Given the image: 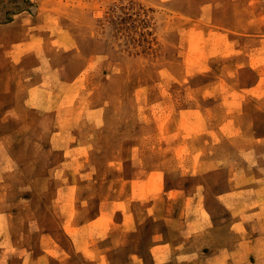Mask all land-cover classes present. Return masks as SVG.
<instances>
[{"label": "rangeland", "instance_id": "obj_1", "mask_svg": "<svg viewBox=\"0 0 264 264\" xmlns=\"http://www.w3.org/2000/svg\"><path fill=\"white\" fill-rule=\"evenodd\" d=\"M262 136L264 0H0V264H208Z\"/></svg>", "mask_w": 264, "mask_h": 264}, {"label": "crops", "instance_id": "obj_2", "mask_svg": "<svg viewBox=\"0 0 264 264\" xmlns=\"http://www.w3.org/2000/svg\"><path fill=\"white\" fill-rule=\"evenodd\" d=\"M258 139L264 142V136L258 137ZM255 159V174L258 172V175L255 178L253 177L255 186H251V176L244 172L246 167L242 166L239 171L234 174H231V169H229L228 183L230 186L227 191L216 195L218 203L228 212V220L230 221L226 226V235H230L228 232H232L234 235L238 236V239H236L233 245L223 243L224 245L215 248V251L212 252L213 254L211 253L212 255L209 258H205L208 264H244L243 262L248 257V250L250 248L255 251L259 250L257 244L263 242L264 144L258 145ZM243 183L245 185H243ZM208 216V226H205V228L210 230L218 227L212 221L213 215L211 214V217L210 214H208ZM200 218H202V220L197 218V220L193 222V226L196 228L193 234H197V236H200L199 232L204 228L199 226L200 221H204L203 216ZM222 227L224 228L225 225L223 224ZM247 235H250V237L248 238ZM79 240H82V237H79L78 241ZM185 248V244L178 246L179 250H184ZM199 251L202 250L197 249L196 253H199ZM251 255L254 256L255 259L260 258L259 254L253 253ZM160 261L163 262L164 260L161 259ZM256 264L258 263L256 262Z\"/></svg>", "mask_w": 264, "mask_h": 264}, {"label": "trees", "instance_id": "obj_3", "mask_svg": "<svg viewBox=\"0 0 264 264\" xmlns=\"http://www.w3.org/2000/svg\"><path fill=\"white\" fill-rule=\"evenodd\" d=\"M110 22H112V23H113V21H112V20H110Z\"/></svg>", "mask_w": 264, "mask_h": 264}]
</instances>
